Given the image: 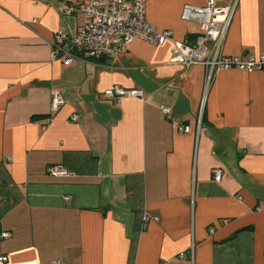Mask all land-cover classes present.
Masks as SVG:
<instances>
[{
  "label": "crops",
  "instance_id": "1",
  "mask_svg": "<svg viewBox=\"0 0 264 264\" xmlns=\"http://www.w3.org/2000/svg\"><path fill=\"white\" fill-rule=\"evenodd\" d=\"M207 3L146 0L145 21L192 43L199 19L183 9ZM234 4L222 53L264 54V0H215ZM67 7L0 0V264H264V71L208 80L172 62L174 41L140 38L65 64L55 35L86 21ZM113 85L144 98L105 97Z\"/></svg>",
  "mask_w": 264,
  "mask_h": 264
},
{
  "label": "built area",
  "instance_id": "2",
  "mask_svg": "<svg viewBox=\"0 0 264 264\" xmlns=\"http://www.w3.org/2000/svg\"><path fill=\"white\" fill-rule=\"evenodd\" d=\"M66 2L68 3L66 14L79 9L85 14L86 21L73 36L64 32L55 35L54 55L65 64H70L76 59L92 60L115 54L136 38L155 45L174 41L171 31L158 30L145 21L146 0H84L80 3H76L77 0H66ZM234 11L235 4L217 6L215 0H208L202 7L186 5L183 9V18L189 20L198 17L200 31L192 43L189 40L174 41L172 62L182 64L186 69L194 64L205 65L209 70L208 80L215 71L229 68L248 72L264 71V54L243 58L222 53L223 42ZM103 94L110 99L124 96L144 98L141 89L124 88L119 85L106 88ZM62 104L60 92L53 90L52 109L58 110ZM161 110L165 114L171 113V108L167 106H162ZM72 119L76 121L77 117L74 116ZM176 128L180 133L191 132L189 125L177 124ZM48 173L65 176L69 172L63 166L53 165L48 168ZM222 174L221 169H215L214 179L220 181ZM147 219L146 216L145 220ZM0 236L9 238L11 233L2 231ZM0 260L6 261L7 256H1ZM52 264H63V261L53 260Z\"/></svg>",
  "mask_w": 264,
  "mask_h": 264
}]
</instances>
